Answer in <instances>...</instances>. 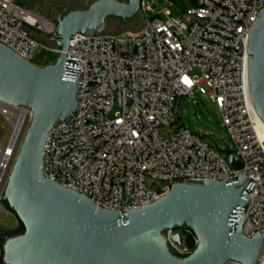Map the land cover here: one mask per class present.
<instances>
[{
	"label": "built area",
	"instance_id": "2783aa9c",
	"mask_svg": "<svg viewBox=\"0 0 264 264\" xmlns=\"http://www.w3.org/2000/svg\"><path fill=\"white\" fill-rule=\"evenodd\" d=\"M19 1L0 0V43L31 64L43 48L59 58L57 22ZM167 3L161 7L157 0H142L140 34L70 40L67 59L80 63L75 76L79 111L73 121L49 132L44 173L97 207L119 213L164 196L169 188L160 190L159 183L189 177L223 183L245 173L255 186L245 195L251 202L242 234L252 238L258 232L264 241V141L245 76L247 36L264 11V0ZM175 3L183 8L178 17L170 11ZM40 21L48 28L42 29ZM32 30L45 31L51 47L32 37ZM197 92L219 111L241 170L231 168L226 157L181 123L183 100H193ZM0 105L12 113L7 118L12 135V125L21 119L16 142L9 148L10 138L1 152L8 158L7 169L31 113ZM170 245L178 254L192 252ZM258 264H264V248Z\"/></svg>",
	"mask_w": 264,
	"mask_h": 264
},
{
	"label": "water",
	"instance_id": "95a60500",
	"mask_svg": "<svg viewBox=\"0 0 264 264\" xmlns=\"http://www.w3.org/2000/svg\"><path fill=\"white\" fill-rule=\"evenodd\" d=\"M142 0H97L86 10L61 8L56 23L54 64H31L0 43V103L25 108L31 119L23 134L1 197L17 228L0 226V264H258L262 235L243 236L255 182L244 174L223 183L176 178L159 183L168 192L141 209L119 213L99 208L82 193L47 179L43 160L51 129L73 121L79 111L76 75L80 63L67 59L73 37L106 35L107 21H133ZM19 3L27 5V1ZM245 76L252 107L264 132V11L247 36ZM228 165L241 170L222 140L206 136ZM180 232L191 234L188 255Z\"/></svg>",
	"mask_w": 264,
	"mask_h": 264
},
{
	"label": "rangeland",
	"instance_id": "374dc122",
	"mask_svg": "<svg viewBox=\"0 0 264 264\" xmlns=\"http://www.w3.org/2000/svg\"><path fill=\"white\" fill-rule=\"evenodd\" d=\"M97 0H86L82 2L81 0H43L42 3L39 2L32 4H27L30 7L32 13L42 16L43 19L54 22L56 13H59V9H55L51 11L50 5H54L56 8L64 7L66 8L68 5L70 6L71 10H86L93 2ZM120 2L127 3L128 0H117ZM161 7H167L168 3L167 0H157ZM172 17H178L180 12L183 11V8L178 3L174 4V7L170 8ZM144 29L142 17L138 14V16L131 22L123 23L118 20H108L107 21V32L106 35L116 36L122 34H131L137 35L140 34ZM32 37L36 38L40 41L45 47L50 48V36L47 35L45 31H40V35L35 31L32 30ZM58 56L51 53L48 49L43 48L40 52L37 53L33 64L44 68L48 65L54 64L57 60ZM180 121L185 127V129L197 135L200 139H202L207 145L214 147L212 143L209 141H205L204 138L206 136H214L219 138L224 142L226 148L229 151L234 150L233 141L231 140L230 136L226 132L223 122L220 116L219 111L215 107L214 104L209 102L206 97H204L199 92L196 93V96L193 100L191 99H184L180 109ZM27 126V124H26ZM20 136L16 151L12 156L9 166L4 172L3 175V183L0 187V226L4 225L8 229H14L18 226V221L13 214L8 212L5 207L1 203V197L3 195L8 176L10 170L12 168L15 155L18 151L19 145L21 143L23 134ZM12 135V127L8 122L7 117L5 114L0 111V156L1 152L5 151L10 138ZM1 163V157H0ZM1 256V253H0Z\"/></svg>",
	"mask_w": 264,
	"mask_h": 264
},
{
	"label": "bare ground",
	"instance_id": "6f19581e",
	"mask_svg": "<svg viewBox=\"0 0 264 264\" xmlns=\"http://www.w3.org/2000/svg\"><path fill=\"white\" fill-rule=\"evenodd\" d=\"M40 26L42 27V29L48 28V24L46 22H41ZM0 111H2L7 116L8 119L10 118V116H12L11 111L9 109H7V108H4L2 105H0ZM20 123H21V119H19V123L18 124L12 125L13 128L15 129V131H14V134L12 135V137H11V143H10L9 148H11L13 146V144L16 142L17 133H18V130L20 128ZM258 132H259L260 139L262 141H264V132L260 129L259 125H258ZM0 157H1L0 177H2L4 175V172L6 171V163L8 161V158H7V156L2 155V153H1Z\"/></svg>",
	"mask_w": 264,
	"mask_h": 264
},
{
	"label": "trees",
	"instance_id": "16d2710c",
	"mask_svg": "<svg viewBox=\"0 0 264 264\" xmlns=\"http://www.w3.org/2000/svg\"><path fill=\"white\" fill-rule=\"evenodd\" d=\"M183 235H184V238H185L184 247L188 251H193L195 249V240H194L193 236L191 234H188V233H183Z\"/></svg>",
	"mask_w": 264,
	"mask_h": 264
},
{
	"label": "flooded vegetation",
	"instance_id": "af4514ba",
	"mask_svg": "<svg viewBox=\"0 0 264 264\" xmlns=\"http://www.w3.org/2000/svg\"><path fill=\"white\" fill-rule=\"evenodd\" d=\"M30 3L33 5L34 3H37L39 2L42 3L43 0H29ZM82 2H85L86 0H81ZM117 1V0H116ZM120 2V1H119ZM38 4V3H37ZM71 5H68L66 8L70 7ZM61 8H64V7H59V8H56L54 5H50V10H49V14L51 13V11L55 10V9H59V13H56V16H55V19H54V22H57L58 21V17L59 15L61 14ZM88 8V7H87Z\"/></svg>",
	"mask_w": 264,
	"mask_h": 264
}]
</instances>
